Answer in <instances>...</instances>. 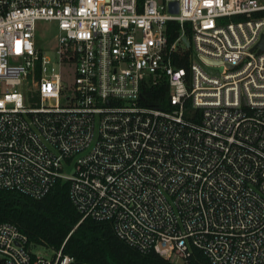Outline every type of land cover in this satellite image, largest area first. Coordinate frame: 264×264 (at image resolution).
Wrapping results in <instances>:
<instances>
[{
    "label": "built area",
    "instance_id": "built-area-1",
    "mask_svg": "<svg viewBox=\"0 0 264 264\" xmlns=\"http://www.w3.org/2000/svg\"><path fill=\"white\" fill-rule=\"evenodd\" d=\"M262 35L264 0H0V190L68 182L140 253L264 264ZM149 80L169 109L140 104ZM34 250L0 223V264H76Z\"/></svg>",
    "mask_w": 264,
    "mask_h": 264
},
{
    "label": "trees",
    "instance_id": "trees-1",
    "mask_svg": "<svg viewBox=\"0 0 264 264\" xmlns=\"http://www.w3.org/2000/svg\"><path fill=\"white\" fill-rule=\"evenodd\" d=\"M140 3L144 0H138ZM171 39L180 31L178 22H170ZM190 25L187 24V28ZM188 56L177 62L188 68ZM140 104L169 109V85L151 80L141 88ZM70 184L56 181L40 199L13 190H0V223H10L28 240L31 248L62 253L76 264H175L155 252L140 253L115 234L112 223L82 219L69 198ZM187 264H211L203 251L195 249Z\"/></svg>",
    "mask_w": 264,
    "mask_h": 264
},
{
    "label": "rangeland",
    "instance_id": "rangeland-1",
    "mask_svg": "<svg viewBox=\"0 0 264 264\" xmlns=\"http://www.w3.org/2000/svg\"><path fill=\"white\" fill-rule=\"evenodd\" d=\"M37 25H38L37 33H38V35H40L42 29H47L48 27H51V25H53V24L48 23L46 21H40V22H38ZM51 29L53 31H50L48 34L56 33L55 26L54 27H51ZM44 51H45V53H46V55L48 57H50L51 59H54V50L53 49H50V48H47L46 47L44 49ZM72 80H73V78H72L71 75H69V76L66 77V82L68 84H71L72 83ZM34 251L37 252V253H39L40 255L46 257V258L51 257L52 254H53L52 251L46 250V249H43V248H36ZM173 261L175 263L177 262L178 264H182V261L180 259L176 258V257L173 258Z\"/></svg>",
    "mask_w": 264,
    "mask_h": 264
},
{
    "label": "water",
    "instance_id": "water-1",
    "mask_svg": "<svg viewBox=\"0 0 264 264\" xmlns=\"http://www.w3.org/2000/svg\"><path fill=\"white\" fill-rule=\"evenodd\" d=\"M170 11L173 13L179 12V2L178 1H172L170 2ZM260 51L264 50V35H262V39L259 42Z\"/></svg>",
    "mask_w": 264,
    "mask_h": 264
}]
</instances>
